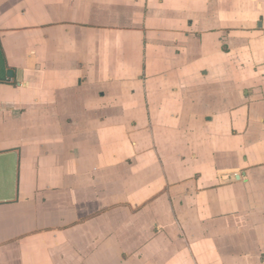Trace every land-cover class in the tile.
<instances>
[{
  "label": "crops",
  "instance_id": "crops-1",
  "mask_svg": "<svg viewBox=\"0 0 264 264\" xmlns=\"http://www.w3.org/2000/svg\"><path fill=\"white\" fill-rule=\"evenodd\" d=\"M0 264H264V0H0Z\"/></svg>",
  "mask_w": 264,
  "mask_h": 264
}]
</instances>
